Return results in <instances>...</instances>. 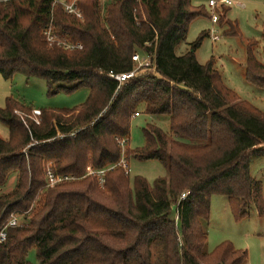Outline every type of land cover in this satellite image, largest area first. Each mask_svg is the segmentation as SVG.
<instances>
[{
    "label": "trees",
    "instance_id": "obj_1",
    "mask_svg": "<svg viewBox=\"0 0 264 264\" xmlns=\"http://www.w3.org/2000/svg\"><path fill=\"white\" fill-rule=\"evenodd\" d=\"M193 1L78 0L80 20L55 0H0V76L43 79L51 95L89 92L80 107L40 110L36 119L12 98L0 108L9 129V139L0 138V230L12 214L22 218L0 244V264H31L32 250L38 264H246L247 253L231 243L206 253L203 223L214 196L228 199L236 221L252 206L263 216L251 163L264 157V112L225 86L214 60L197 62L208 31L185 55L175 54L194 20L212 19ZM228 11L218 23L229 27L224 35L240 36ZM50 25L83 50L49 47L43 32ZM255 45L248 46L245 79L264 88ZM134 54L153 67L120 86L111 76L132 72ZM140 113L167 119L169 132L148 124L144 146L131 150V123ZM123 158L158 160L167 177L153 187L143 177L131 184ZM49 165L76 181L49 188ZM107 169L103 186L88 175Z\"/></svg>",
    "mask_w": 264,
    "mask_h": 264
},
{
    "label": "rangeland",
    "instance_id": "obj_2",
    "mask_svg": "<svg viewBox=\"0 0 264 264\" xmlns=\"http://www.w3.org/2000/svg\"><path fill=\"white\" fill-rule=\"evenodd\" d=\"M234 5L223 7L215 11L219 17L225 8H229L227 20L235 24L240 36H226L229 30L225 25L213 24L208 18H197L189 28L186 40L180 44L175 54L185 55L200 34L209 32L201 47L196 52V59L200 65L214 60L215 68L220 72L223 83L234 91L241 101H245L261 112H264V88H257L247 83L245 70L250 42H256L252 48L256 59L264 64V0H233ZM194 6H205L207 13L212 16L208 7V0H194ZM219 22V21H218ZM219 38L213 41L211 31ZM89 92L83 87L72 93L59 92L51 95L47 81L39 78H27L22 74H15L12 79L5 80L0 76V108L6 106L8 98L32 110H72L83 105ZM33 116V114H32ZM148 124H154L164 132H169V122L162 117L148 116L140 113L131 123V134L128 147L131 150L144 146L143 129ZM0 138L9 139V129L0 122ZM127 151V149H126ZM128 173L131 184L135 177H143L151 187L159 178L167 177V169L158 160L128 161ZM251 176L259 181L263 191L264 205V157L253 158L251 163ZM15 178H12L4 192L13 189ZM207 234L205 246L206 253H212L222 243H231L235 249L247 253L246 264H264V214L260 216L259 209L252 206L248 216L242 221H236L223 196L212 198L210 218L203 223ZM31 264H38L37 253L32 250L28 254Z\"/></svg>",
    "mask_w": 264,
    "mask_h": 264
},
{
    "label": "built area",
    "instance_id": "obj_3",
    "mask_svg": "<svg viewBox=\"0 0 264 264\" xmlns=\"http://www.w3.org/2000/svg\"><path fill=\"white\" fill-rule=\"evenodd\" d=\"M55 4H59L63 7V10L66 14L74 16L80 20H83L82 14L78 8V0H55ZM234 5L233 0H208V7L211 10L212 13V23L217 24L219 21V17L216 15L215 11L218 9H221L223 7H231ZM43 36L49 45V47H57L59 49H62L64 51L68 52H75V51H82L83 45L80 43H72L63 39L58 38V36L54 33L52 25H50L47 29L44 30ZM211 36L213 41H217L219 38L215 35V31H211ZM133 63L135 64V69L132 72L125 73V74H119L116 76H111L114 78L120 86L126 83L128 80L132 79L135 76V73L138 69L144 67V68H150L153 67V63L151 62L149 57H141L139 54H134L132 57ZM41 114L40 110H33V118L36 119ZM126 143L125 141L120 142V146L124 149ZM122 166L128 173V164L126 160L123 158L122 161L119 164ZM111 169V168H110ZM107 170H101V171H90L89 176L97 177L100 185L103 186L104 184V176ZM47 186L49 188H54L55 186L65 183V182H71L76 181V178L69 177V176H61L56 175L51 168V165H49L46 169L45 173ZM188 194H184L181 199H185ZM22 224V218L21 216L17 214H12L7 221L6 225L0 230V244L4 243L7 239V231L9 229H15L18 228Z\"/></svg>",
    "mask_w": 264,
    "mask_h": 264
}]
</instances>
